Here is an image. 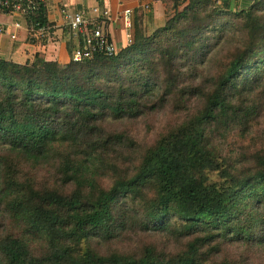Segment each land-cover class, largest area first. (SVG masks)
Wrapping results in <instances>:
<instances>
[{
  "label": "trees",
  "instance_id": "obj_1",
  "mask_svg": "<svg viewBox=\"0 0 264 264\" xmlns=\"http://www.w3.org/2000/svg\"><path fill=\"white\" fill-rule=\"evenodd\" d=\"M165 18L111 56L0 58V264L263 253L264 0H172ZM156 114L145 148L119 128Z\"/></svg>",
  "mask_w": 264,
  "mask_h": 264
},
{
  "label": "crops",
  "instance_id": "obj_2",
  "mask_svg": "<svg viewBox=\"0 0 264 264\" xmlns=\"http://www.w3.org/2000/svg\"><path fill=\"white\" fill-rule=\"evenodd\" d=\"M46 19L50 26L49 36L42 43H29L27 40V22L9 13L0 14V25L7 26L15 34L16 40H10L7 34H0V58L17 64L32 61L34 55H43L46 61L68 64L75 41L65 28L63 11L91 9L99 7L109 12V17L100 20L104 29L118 50L126 47L124 31L119 16L124 9L133 11V31L140 27L146 34L162 27L165 23L166 2L170 0H44ZM147 7V8H146ZM13 23H19L21 29H14Z\"/></svg>",
  "mask_w": 264,
  "mask_h": 264
},
{
  "label": "built area",
  "instance_id": "obj_3",
  "mask_svg": "<svg viewBox=\"0 0 264 264\" xmlns=\"http://www.w3.org/2000/svg\"><path fill=\"white\" fill-rule=\"evenodd\" d=\"M41 5L45 7L44 0H0V14L17 15L26 21V17H33ZM62 15L65 20V28L75 41V47L70 56L71 62L79 63L97 55L111 56L119 51L109 34L106 33L103 22L100 21L109 17L107 10L94 7L63 11ZM119 19L124 31L126 46H128L133 40V11L124 9ZM11 27L21 29L19 23H13ZM9 30L7 26L0 25V34H7L10 40L15 41V34ZM26 31L29 43H42L49 36L50 26L31 21L29 25H26Z\"/></svg>",
  "mask_w": 264,
  "mask_h": 264
},
{
  "label": "rangeland",
  "instance_id": "obj_4",
  "mask_svg": "<svg viewBox=\"0 0 264 264\" xmlns=\"http://www.w3.org/2000/svg\"><path fill=\"white\" fill-rule=\"evenodd\" d=\"M75 10L78 9L75 8ZM166 11L172 12V0L166 2ZM168 120L172 121L173 119L169 118ZM166 122V114H156L145 117L144 119H141L135 123L121 124L119 128L130 133L133 136V139L137 142L138 146H140L142 149L154 142V140L163 130L164 126L167 124ZM253 137H256L258 140L264 142V116L260 120V124L254 129ZM248 142H250V139L247 138L241 140L237 137H234L233 140H230L231 148L246 145ZM214 178L216 179L215 176L213 179ZM252 264H264V251L263 253L255 256Z\"/></svg>",
  "mask_w": 264,
  "mask_h": 264
}]
</instances>
